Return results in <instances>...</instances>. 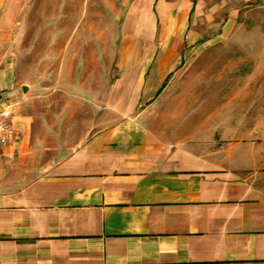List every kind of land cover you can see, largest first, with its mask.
<instances>
[{
  "label": "crops",
  "instance_id": "obj_1",
  "mask_svg": "<svg viewBox=\"0 0 264 264\" xmlns=\"http://www.w3.org/2000/svg\"><path fill=\"white\" fill-rule=\"evenodd\" d=\"M138 2L112 81L109 5L66 2L42 34L68 41L55 70L75 75L24 114L29 91L4 50L14 16L0 22V90L17 103L20 132L0 159V264H264V181L214 129L183 122L177 96H163L180 72L196 70L179 67L178 46L201 43L192 33L158 36V27L183 23L194 1L158 0L155 11Z\"/></svg>",
  "mask_w": 264,
  "mask_h": 264
},
{
  "label": "rangeland",
  "instance_id": "obj_2",
  "mask_svg": "<svg viewBox=\"0 0 264 264\" xmlns=\"http://www.w3.org/2000/svg\"><path fill=\"white\" fill-rule=\"evenodd\" d=\"M71 1L82 6L87 0H4L1 4L0 22L5 24L13 16L15 20L12 43L4 50L15 54L17 87L24 85L29 91L20 114L35 97L63 93L65 89L59 87L62 75L67 79L75 75L55 70L58 61L55 66L54 60L68 41H55L42 34L53 31L54 22L65 11V3ZM136 1L104 0L109 5L111 21L110 81L118 75L117 49L130 46L121 38L125 19ZM157 1L138 3L148 2L149 9L155 11ZM191 1L193 7L183 23L171 20L158 27V36L164 32L169 33L168 38L192 33L199 37L195 43H201L178 46L184 53L179 67L189 65L196 70L185 75L180 72L181 77H175V84H170L163 96H177L182 102L175 106L183 122L189 123L190 128L199 124L201 130L214 129L217 142L225 147L234 146L232 153L239 161L251 162L246 172L256 173L264 181V0ZM169 12L174 18L176 12ZM99 44V40H93L94 48H99Z\"/></svg>",
  "mask_w": 264,
  "mask_h": 264
},
{
  "label": "built area",
  "instance_id": "obj_3",
  "mask_svg": "<svg viewBox=\"0 0 264 264\" xmlns=\"http://www.w3.org/2000/svg\"><path fill=\"white\" fill-rule=\"evenodd\" d=\"M16 104L7 100L4 91L0 90V159L11 158L9 148L20 138L19 128L13 120Z\"/></svg>",
  "mask_w": 264,
  "mask_h": 264
}]
</instances>
